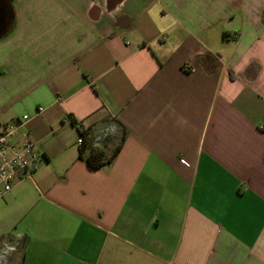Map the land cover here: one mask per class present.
<instances>
[{
    "label": "crops",
    "instance_id": "crops-1",
    "mask_svg": "<svg viewBox=\"0 0 264 264\" xmlns=\"http://www.w3.org/2000/svg\"><path fill=\"white\" fill-rule=\"evenodd\" d=\"M6 1L0 126L42 157L11 263L264 264V0Z\"/></svg>",
    "mask_w": 264,
    "mask_h": 264
},
{
    "label": "built area",
    "instance_id": "built-area-1",
    "mask_svg": "<svg viewBox=\"0 0 264 264\" xmlns=\"http://www.w3.org/2000/svg\"><path fill=\"white\" fill-rule=\"evenodd\" d=\"M27 115L0 126V199L21 181L31 180L42 158L24 130ZM82 138L78 139L81 146Z\"/></svg>",
    "mask_w": 264,
    "mask_h": 264
},
{
    "label": "trees",
    "instance_id": "trees-1",
    "mask_svg": "<svg viewBox=\"0 0 264 264\" xmlns=\"http://www.w3.org/2000/svg\"><path fill=\"white\" fill-rule=\"evenodd\" d=\"M11 16H12V11H11ZM71 122L73 124H76V121L74 119H72ZM80 137L82 138V144L79 148V157L85 158L86 162L88 163V165L90 167L98 169V168L105 166L107 163H109L111 161V159H109V160L104 159V155L102 152H100L98 150L90 149L89 139L87 137V133L85 130H83V129L80 130ZM87 152H89V153L85 157L84 155Z\"/></svg>",
    "mask_w": 264,
    "mask_h": 264
},
{
    "label": "flooded vegetation",
    "instance_id": "flooded-vegetation-1",
    "mask_svg": "<svg viewBox=\"0 0 264 264\" xmlns=\"http://www.w3.org/2000/svg\"><path fill=\"white\" fill-rule=\"evenodd\" d=\"M7 6L6 0H0V33L5 31L10 24L11 14Z\"/></svg>",
    "mask_w": 264,
    "mask_h": 264
},
{
    "label": "rangeland",
    "instance_id": "rangeland-1",
    "mask_svg": "<svg viewBox=\"0 0 264 264\" xmlns=\"http://www.w3.org/2000/svg\"><path fill=\"white\" fill-rule=\"evenodd\" d=\"M1 244V243H0ZM15 255L10 244L0 245V264H12L10 259Z\"/></svg>",
    "mask_w": 264,
    "mask_h": 264
},
{
    "label": "water",
    "instance_id": "water-1",
    "mask_svg": "<svg viewBox=\"0 0 264 264\" xmlns=\"http://www.w3.org/2000/svg\"><path fill=\"white\" fill-rule=\"evenodd\" d=\"M7 7H8V8H7V9H8V11H9V12H10V14H11V9H10V6H7ZM3 32H4V31H3Z\"/></svg>",
    "mask_w": 264,
    "mask_h": 264
}]
</instances>
